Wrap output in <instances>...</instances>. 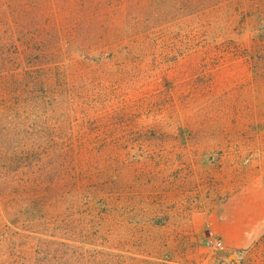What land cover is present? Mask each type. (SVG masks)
<instances>
[{"label": "rangeland", "instance_id": "1", "mask_svg": "<svg viewBox=\"0 0 264 264\" xmlns=\"http://www.w3.org/2000/svg\"><path fill=\"white\" fill-rule=\"evenodd\" d=\"M0 264H264V0H0Z\"/></svg>", "mask_w": 264, "mask_h": 264}, {"label": "trees", "instance_id": "2", "mask_svg": "<svg viewBox=\"0 0 264 264\" xmlns=\"http://www.w3.org/2000/svg\"><path fill=\"white\" fill-rule=\"evenodd\" d=\"M26 153L27 152H21L20 153L19 150L15 151V157L24 155ZM31 153H37V151L33 150V152L31 151ZM37 155H38L37 158H35V156H34V160L30 159L33 155H30L28 153L24 156H21L24 159H30V160L27 164H22V165L18 166L17 168H19V170L15 169L17 171V173L19 174L22 171V169L24 168V169H28L30 174L33 173L35 176H36V174L39 177H41V175L45 176L48 174V173L46 174V172L54 170L52 168L51 162H56V168L58 167L59 170L62 169V171H66L65 174L63 173V175L58 173L59 178H61L64 175L70 176L74 172L67 173V171H69V170L75 171V169L77 168L76 162L78 160V158H77L78 157V151H76L75 149L67 148L66 146L60 148V150L59 149L45 150L42 154L39 153ZM19 158H17V159H19ZM12 159L13 158H11L10 156L7 157V161H10ZM56 159H58V160L56 161ZM45 161H46V163H45ZM7 171L9 173H12V174L15 172L14 170H7ZM7 178H11V177H8L5 174H3L2 180L3 179L7 180ZM23 178L24 179L27 178L30 182H33V183L39 182L37 178H35V181L30 180L27 175H24L23 177L19 178L20 182L23 181ZM14 179H16V178H13V180Z\"/></svg>", "mask_w": 264, "mask_h": 264}]
</instances>
